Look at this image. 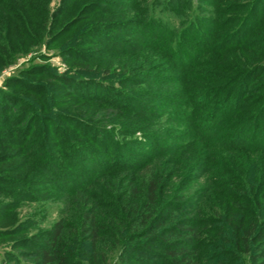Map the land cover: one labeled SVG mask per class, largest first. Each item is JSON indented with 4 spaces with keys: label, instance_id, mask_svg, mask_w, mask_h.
<instances>
[{
    "label": "trees",
    "instance_id": "obj_1",
    "mask_svg": "<svg viewBox=\"0 0 264 264\" xmlns=\"http://www.w3.org/2000/svg\"><path fill=\"white\" fill-rule=\"evenodd\" d=\"M221 3L0 0V68L34 57L0 89V145L20 148L13 159L0 155V166L28 157L12 176L0 171V214H11L10 227L0 228V240H11L0 264H264V219L255 211L264 202V93L237 129L224 124L223 111L235 92L236 115L247 110L238 104L247 96L241 81L253 70L264 77V58L245 61L230 90L206 85L222 77L204 73L208 81L192 89L212 99L203 114L190 109L191 71L186 79L156 73L155 52L166 55L161 42L175 40L165 44L178 62L184 51L158 11L182 17L188 36L206 39L207 59L219 26L237 23L229 40L242 36L239 46L264 28V0L237 3L238 19L228 25L211 19ZM43 48L58 50L65 73L40 63L48 60ZM156 85L185 94L166 97L163 108ZM257 87L264 92V82ZM64 95L75 107L58 100ZM183 114L195 132L178 129ZM48 199L62 204L50 227L40 230L46 213L19 218L22 204Z\"/></svg>",
    "mask_w": 264,
    "mask_h": 264
},
{
    "label": "rangeland",
    "instance_id": "obj_2",
    "mask_svg": "<svg viewBox=\"0 0 264 264\" xmlns=\"http://www.w3.org/2000/svg\"><path fill=\"white\" fill-rule=\"evenodd\" d=\"M197 2V0H196ZM242 4V3H246V0H222V3L218 5V7L216 8V13L213 14L214 16L211 19L217 20L218 19V15L221 17V21L223 23L226 22V24L228 25L231 22H234L236 19H238V14H236L235 12V5L236 4ZM153 7V6H152ZM195 14H198V10L195 9ZM262 10H264V7H262ZM191 12V11H190ZM263 12L261 13V16H263ZM155 18L160 19L162 22L167 23L168 26L170 28H174L178 31V33L180 34L181 38H182V44L184 45V51L180 57V62H178L177 59V55L174 56L175 54H173V52H171L169 50V47H167L168 43L170 46L174 45V41L175 40H166L161 42L159 45V48L164 51L166 53V55H162L159 52H155L154 57H158L159 59L156 61V63H159L160 65V71L158 70L159 76H164L163 79L166 78H171L173 77L174 79H177V77H184L186 79V75L188 74V71H191L188 75H187V82H185V89L187 88L190 97L192 100V104L190 106V109H196L197 112H201L206 113L205 111L208 109L210 101H212V99H209V97L207 95L197 97V90L193 91V87L196 86L197 84H201L202 85V80L204 79L205 81L207 78H204L203 74L204 73H208L209 71H212L216 74H218L219 77H222V80H219L218 82H207L206 85H211V87H216L215 85H224L226 90L227 88L230 90V86L229 85H237V82H235V75L236 73H240L244 70V68H242L243 65H245V61L247 62L248 65H252V59L253 58H257L259 56H261L262 58H264V42L262 39H264V28L259 29V30H255V34L257 35V37H253L251 36L250 38H248V42H246L244 45H237L238 41L243 40L244 38L241 36L238 38H235V41H231L229 39H233L234 37L230 36L231 33L234 32V30L236 29V24L235 25H231L229 26L228 29L222 30V26H219L218 31L214 32L215 35V39L214 41H212V46L214 47V52H212L211 58L207 59L206 56L203 55V51H205L204 47H203V41L201 40L200 35H191L189 34V36L187 35V32L184 31V28L186 27L185 25L182 26L181 24L184 23V21H182V17H177L174 14H169V13H162L160 11L157 12V14H154ZM217 16V18H216ZM263 25H264V18H263ZM221 22V23H222ZM251 28V27H250ZM186 29V28H185ZM213 35V32L211 33ZM187 35V36H186ZM211 35V36H212ZM236 37V35H234ZM227 38V39H226ZM157 39V38H156ZM254 39V40H253ZM163 40V38H162ZM253 40V41H251ZM224 41V42H222ZM250 42V43H249ZM206 43V42H205ZM243 43V42H241ZM249 44V45H247ZM227 45L230 47L228 50L224 51L223 49L225 47H227ZM237 45V46H236ZM168 49V50H167ZM167 50V52H166ZM58 50H49L48 52L46 51L45 48L42 49V53L46 54L48 56V60L46 62H41L40 63H47V64H51L59 73H65L67 70V65L65 64V62H63L62 58H60L59 56H57L56 53ZM173 51V50H172ZM115 57V54H111ZM183 57V58H182ZM34 57L32 56V54L20 58L16 64H13L9 67L6 68H0V89H4V85L5 82L8 78L14 76L15 74H17V71H19V69L25 67L24 63H26V61L33 59ZM249 58V60H248ZM251 59V60H250ZM264 61V60H262ZM202 62H206L207 66H199L200 63ZM243 62V64H242ZM186 63V66H185ZM192 63H196L195 66H192ZM198 63V64H197ZM210 63H212L213 65L210 67L208 65H210ZM179 65V66H177ZM242 65V66H241ZM199 66V67H198ZM180 67H183L180 68ZM214 67V68H213ZM224 70H223V69ZM230 68L231 72L233 74H228L225 69ZM254 68V67H253ZM195 71V72H193ZM193 72V73H192ZM198 72H200L201 74H199ZM253 75L251 74V77H247L245 76L241 83L246 82V86L244 87L246 90L244 91V93L246 92L247 96L246 98H242L240 100V102L238 104H242L241 106L245 107V109H247L246 111H243L242 114H238L236 115V107H238L236 105V92L234 93L235 95L232 96L231 100L228 102V97H225V99L227 100L226 102V106H224L223 111L226 110V114H225V120H224V124L227 126H229V129H237V127H240L239 124H243L245 123L244 121V116L246 115L247 118H250V116L252 115L253 111L255 110L252 109L251 110V106L255 105L254 103L257 101H260L259 97L260 95H263L264 92H259L258 87L256 89H252V87H256L258 85H260L262 82H264V77L261 76H256L254 74H257L256 70H253ZM207 75V74H205ZM224 75H226L225 80H223ZM177 76V77H176ZM217 78V77H216ZM235 82L234 84H230L232 82ZM240 83V82H239ZM238 83V84H239ZM196 84V85H195ZM248 84V86H247ZM157 86V87H156ZM155 89L156 93L162 94L160 96H164L162 99L160 100L161 106L164 108L166 107L167 103L169 102H165L167 101L168 97L170 98H181L183 97V95L185 94H181L177 97L173 96V94H170L164 90H161L159 88L158 85H156ZM19 89L15 86L11 88V92L12 93H19L18 91ZM171 95V96H170ZM241 95V94H240ZM167 97V99H166ZM213 97V96H212ZM214 98V97H213ZM224 98H222L223 100ZM60 101H65L68 102L69 104L68 106L71 107H75V104L77 102L76 99H72L71 97L68 98L66 95L59 97ZM197 101V102H195ZM62 102V103H65ZM233 102V105L232 103ZM61 103V102H59ZM222 104V103H221ZM236 105V107H235ZM169 107V106H168ZM181 106H179L180 108ZM65 110L67 108H64ZM64 110V111H65ZM18 111V110H16ZM179 114V113H178ZM199 115V114H198ZM200 116V115H199ZM179 119V123L177 124L178 129H181L185 132H183V134H190L195 132L194 128H191L188 125V118L184 116V114L182 116H180ZM205 123V122H204ZM245 126L248 125L247 123L244 124ZM111 127V126H110ZM261 127V126H259ZM186 130H189L188 132ZM84 132V131H83ZM139 137H142L139 135ZM88 142V140H85L84 143ZM264 142V139H263ZM31 143V141L29 142ZM20 148L18 147H9L8 145H0V155L3 156L4 159H13V154L12 151H20ZM97 150V149H96ZM99 150V149H98ZM84 156V155H83ZM82 156V157H83ZM1 158V159H3ZM26 158H20L17 161L14 162H8L2 166H0V171H4L5 175L8 176H12V172L14 169H20L21 166L23 165V161H25ZM80 156L77 154L76 156V160H80ZM99 158V157H98ZM99 160H104V158H99ZM82 166V164H81ZM87 168V167H86ZM13 169V170H12ZM88 171V170H87ZM19 177H23L22 174H20ZM258 182V181H257ZM11 201L9 200H6ZM12 203H15L12 202ZM10 204V203H8ZM61 207L62 204L60 202L57 201H53L52 199H48V200H43L40 201L38 203H24L22 204L18 210L16 211L17 214H19V218L20 219H25L28 216H35V218H42V214H48L47 219L45 224L42 225L41 229H45L50 227L56 220H58V218L60 217L61 214ZM255 211H258L259 217L264 219V202L261 206H256ZM11 214L9 211H4L2 212V214H0V217H2V219L4 220H0V228L6 229L9 228L11 223V218H10ZM3 217H6L3 218ZM11 240H5L2 241L0 240V252L2 251V249L6 248L7 243H9ZM247 259V258H246ZM249 259L246 260L245 263H248Z\"/></svg>",
    "mask_w": 264,
    "mask_h": 264
}]
</instances>
